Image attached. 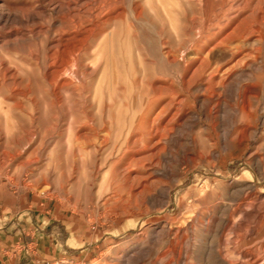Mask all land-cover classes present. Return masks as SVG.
I'll use <instances>...</instances> for the list:
<instances>
[{
  "label": "rangeland",
  "instance_id": "obj_1",
  "mask_svg": "<svg viewBox=\"0 0 264 264\" xmlns=\"http://www.w3.org/2000/svg\"><path fill=\"white\" fill-rule=\"evenodd\" d=\"M123 1L129 18L133 16L128 5L130 1L144 4L140 19L134 23V33L123 34V46L121 52L115 55L114 63L104 67L105 56H102L95 68H91L97 57V53L93 52L88 58L90 74L82 77L80 70L77 74L71 70L67 72L80 82V95L73 94L59 107L51 105L52 88H47V93L38 88L35 94L39 115L32 124L27 115L30 104L26 99H22V114L14 121L5 123L0 115V126L5 129L0 134V264H115L128 243L142 232L147 234L155 230L165 217L181 219L182 223L176 224L181 230L189 229L193 224L197 230L208 231L225 254L224 249L231 245L229 226L217 231L207 225L206 219L197 222L194 219L196 216L188 212L187 204L198 203L208 192H212L214 202L221 206L236 202L231 200L232 197L264 201V91L261 90L259 95L255 120L243 134L247 139L241 142L240 137L235 144L224 148L222 132L228 128L227 119L234 120L231 107L236 101L224 95L212 100L209 79L202 75L197 79L200 100L191 97L199 118L193 119L188 106H184L178 125L168 133L159 154L162 161L166 157L169 168L173 170L171 177L160 175L162 167L159 164L147 163L139 170L138 178L135 173L129 180L99 187L100 180L92 179L90 175L97 172L80 167V171L73 173L76 184L71 185V171L66 166L69 163L62 161L59 167L56 159L67 151L65 143L71 134L72 119H81L85 115L89 117L79 122L81 132L91 133L85 123L98 130L100 138L95 139L100 147L98 157H104L109 147L116 146L121 138V126L117 125L120 112L126 106L138 103L137 93L147 88V81H159L163 85L167 78H172L176 80L175 88L183 92L184 87L179 81L182 65L169 62L162 55V42L165 40L177 47L174 31L191 36L192 28L195 26L194 29H197L201 25L203 13L208 9V5L202 3L198 7L199 13L192 20L182 0H162L167 10H163L158 0ZM147 2L153 5V9L145 6ZM0 4H5V0H0ZM8 4L18 10L14 11L17 16L29 13L20 11L29 6L23 0H9ZM55 5L51 6L54 15ZM61 14L66 12L63 10ZM124 27L119 29L125 30ZM8 30H0V36ZM182 49L176 54L178 60L193 56L194 53L187 48ZM205 59L212 65V57ZM35 78L40 84L44 82L42 74ZM4 93L5 90L0 91V95ZM208 97L211 100L206 101L205 106L209 117L205 118L200 105L201 100ZM104 126L108 129H103ZM253 126L255 131L250 137ZM14 129L24 130L18 148L22 147L25 151L30 146L37 147L30 156V159L38 158L36 163L26 164L25 152L22 158L15 155L13 159L1 153L4 149L13 152V147L9 145L12 144ZM32 130H36V136L28 141L32 138ZM102 138L107 139L105 144H100ZM41 144L44 150H41ZM76 144L82 149L87 145L83 138ZM20 158L25 165L16 168L15 163ZM101 169L97 176L101 175ZM167 185L171 188L166 203L158 190ZM141 188H146L148 194H154L158 201L141 198ZM237 222L232 226L235 227ZM153 245L159 252L163 249L159 243ZM150 260L151 256L147 257L144 264H150Z\"/></svg>",
  "mask_w": 264,
  "mask_h": 264
},
{
  "label": "bare ground",
  "instance_id": "obj_2",
  "mask_svg": "<svg viewBox=\"0 0 264 264\" xmlns=\"http://www.w3.org/2000/svg\"><path fill=\"white\" fill-rule=\"evenodd\" d=\"M8 1L0 4V30L9 29L0 36V91L6 92L0 95V115L5 123L14 121L22 114V99L30 104L27 114L30 124L37 119L39 108L35 92L38 88L44 93H47V88H52L51 105L59 107L71 99L73 94L80 95V82L67 72L71 70L73 74H77L80 70L82 77L90 74L88 58L93 52L97 53V57L92 56L96 59L93 65L90 64L91 68H95L102 56H105L104 67L114 63L115 55L121 52L123 46V34L134 33V23L140 19L144 9V4L128 1L133 11V16L129 18L125 13L123 0H23L29 6L20 11L29 13L17 16L14 11L18 10L11 8ZM158 1L163 10L168 9L165 2ZM182 1L192 20L199 13L198 7L202 3L208 5L201 25L197 29H194L195 26L192 28L191 36L175 30L177 47L169 45L168 41L162 42V55L169 62L182 65L179 81L184 87L183 92L175 88L176 80L172 78H167L163 85L159 81H147V88L137 93L138 103L126 106L119 114L117 125L121 126V138L118 144L110 146L108 152H105L107 154L100 158V147L95 143V139L100 138L98 130L85 123L91 133H82L79 122L82 119L88 120L89 117H74L71 121V134L65 143L67 151L64 156L61 153L56 159L58 165L62 161L69 163L66 166L71 171L67 172L73 181L71 185L76 184L73 173L80 167H85L92 173L96 171L97 174L102 168L100 176L90 174L92 179L100 180L99 187L129 180L135 173L138 178L139 170L147 163L159 164L162 167L159 169L160 175L164 178L171 177L173 170L169 168L166 157L162 161L159 154L164 148L163 141L167 139L168 133L178 125L184 106H188L193 119L199 118L191 97L200 100L197 79L201 75L209 79L212 100L224 95L236 101L235 106L231 107L234 120L227 119L228 128L222 132L223 147L235 144L240 137L241 142L247 139L243 134L255 120L259 95L261 90L264 91V0ZM54 3L55 15L51 10ZM145 6L153 9L150 2ZM36 8L38 11H35ZM63 10L65 15L61 14ZM120 26H125V30L119 29ZM183 47L194 54L191 58L178 60L176 54L182 52ZM205 56L212 57V65ZM38 74L43 76L42 84L36 81ZM210 100V97L201 100L200 109L205 118L209 117L205 102ZM254 127L250 137L254 134ZM3 129L0 126V134ZM21 129H14L12 132V144L9 146L13 147V152L4 149L1 153L13 159L15 155L22 158L25 152L26 164L36 163L38 158L30 159V156L37 147L30 146L25 151L22 147L18 148L24 131ZM103 129L108 128L104 126ZM32 131V138L28 141L36 136V130ZM81 138L87 144L84 149L76 144ZM106 142L107 139L102 138L100 144ZM44 149L41 144V150ZM21 158L16 161V168L23 167L24 160ZM170 188L171 185H167L158 190L159 196L166 203ZM147 192L143 188L139 196L151 202L158 201L154 194ZM212 197V192H208L198 203H188L186 207L193 217L196 216L194 219L197 222L206 219L207 225L217 231L229 226L231 245L224 249L225 254L208 231L197 230L193 224H190L189 229L181 230L176 226L178 222L182 223L181 219L165 217L155 230L147 234L142 232L128 243L115 264H144L149 256L150 264L164 260V264H264V201L232 197L231 200L236 202L221 206ZM235 221L238 222L233 227ZM156 243L163 246L161 252L153 245Z\"/></svg>",
  "mask_w": 264,
  "mask_h": 264
}]
</instances>
